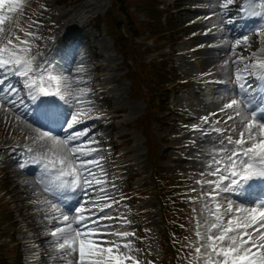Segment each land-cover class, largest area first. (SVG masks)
<instances>
[{
  "label": "snow or ice",
  "instance_id": "snow-or-ice-1",
  "mask_svg": "<svg viewBox=\"0 0 264 264\" xmlns=\"http://www.w3.org/2000/svg\"><path fill=\"white\" fill-rule=\"evenodd\" d=\"M216 4L213 12L219 16V35L214 38H222L216 47L234 58L231 63L224 61L221 74L226 78L213 83L224 89L221 100L225 102L219 112L231 113L224 123H233L223 129L209 125L210 131L193 129L202 137L217 135L204 141L214 145L203 162L214 179L197 183L207 188L201 195L208 201L203 207L211 222L206 221L204 233L197 225L198 246L190 245L192 264H264V59L256 58L255 52L237 54L241 45L246 46L242 51L251 48V35L257 36V43L264 36V0H243L241 4L216 0ZM232 6L237 9L235 14ZM23 8L24 0H0V110L10 108L18 113L17 120L29 119L30 128L38 125L34 135L26 137L32 145L24 146L26 161L20 167L30 163L41 170L43 191L52 197L44 201L51 210L45 218L52 224L50 234L61 264H67L69 256L75 257V264H143L133 254L139 250L126 240L134 233L101 232L99 217L92 209L103 212L99 201L107 197L97 187L102 181L95 174L99 159L93 155L96 149L90 147L94 140L88 137L87 128H81L86 119H92L87 115L90 109L83 107L90 103L84 99L87 91H74L58 64L32 55L35 46L28 37L34 33L25 32L24 39L16 35L14 28L19 23L13 16L23 15ZM78 71L84 72L83 67ZM202 119L208 123V117ZM233 198L242 203L233 207ZM106 236L118 239H103Z\"/></svg>",
  "mask_w": 264,
  "mask_h": 264
},
{
  "label": "rangeland",
  "instance_id": "rangeland-1",
  "mask_svg": "<svg viewBox=\"0 0 264 264\" xmlns=\"http://www.w3.org/2000/svg\"><path fill=\"white\" fill-rule=\"evenodd\" d=\"M242 1L236 0V4H241ZM111 2L112 0H65L62 4H58V0H24L23 15L17 13L13 16V20L18 18L19 23V27L14 28V31L22 39L25 38V32L34 33L32 37H28L35 46L32 55L37 59L41 56L45 57L58 64L72 82L74 91L79 86L87 91L84 99L90 103L83 107L90 109L87 115L92 119H86L81 128H87L88 137L94 140L90 147L96 149L93 155L99 159V170L95 174L97 179L102 181L97 187H102L104 192L101 194L107 197L99 201V207L103 208V212L92 209L99 217L101 232L134 233V236H129L126 240H131L139 250L133 253L137 259L143 264H160L163 255L160 236L165 229L161 202L157 197L155 183L148 180L152 172V164L146 156L144 133L133 125L134 119L145 110L146 103L143 99L130 95L129 80L121 76L127 70L123 57L115 51L113 39L107 33L105 26L98 27L94 19L95 15L104 12ZM180 2L184 7L179 14L183 20L189 21L191 29L189 34L177 43L175 47L177 52L174 56L185 76L190 77L191 85L171 100L176 109L184 115L188 112L198 115L199 122H195V125L180 124L177 127L155 123L154 129L157 139L168 130L173 132L169 144H164V147L171 148L162 164L174 176L190 173L192 178L203 181L211 179L203 162L208 159L206 152L214 147L212 143L204 141L214 139L217 134L212 133V137H202L200 131L193 129L210 131L209 125L223 129L233 123L230 121L223 126L217 123L219 117L213 115L220 114L224 121L227 115H231L230 112H219L225 102L221 100L224 89L213 81L226 78L221 74L224 61L227 59L231 63L234 57L221 54L216 47L222 44V38H214L219 35L217 23L219 16L213 12L217 7L216 0H180ZM231 11L235 14L236 7L232 6ZM140 16L142 17L141 14ZM252 22L255 21L249 23ZM228 38L231 39V36ZM137 40L143 41L144 36H138ZM249 41L251 48L242 51L246 46L241 45L237 49V54L248 56L255 52L256 58L264 59V52L258 51L264 49V36H261L257 43V36L251 35ZM42 46H45L44 49ZM163 51L170 52L171 48L167 47ZM157 55L156 52L149 53L145 58L148 60ZM81 67L85 71L77 72ZM17 115L18 113L10 108L0 110V131L4 132L0 136V144L15 140L21 141L24 146H31V139L26 137L33 136L34 128L38 125H32L30 128L31 121L25 117L17 120ZM203 117H208L210 123L205 124ZM88 137L85 139L87 140ZM114 145L119 146V150L115 153ZM4 158L0 160V170L4 171L2 173L9 171L14 184L8 190H0V194L4 195L5 199L14 197L22 207L24 217L20 219L18 237L26 251V264H61V257L54 247L55 242L50 234L52 224L45 218L46 215H51V210L44 201L51 200L52 197L43 191L39 181L41 171L39 166L29 163L24 168L20 167V163L26 161L25 148L9 155V159ZM3 165L7 168L1 167ZM129 171L137 174L130 185L127 179ZM202 172H204L203 176ZM198 187L202 197L201 194L207 188L200 183ZM189 191L191 192L192 189L190 188ZM132 194L138 196L135 204H132ZM24 198L35 201L23 203ZM218 200L226 206L224 200L219 198ZM205 203L208 201L204 200ZM240 203L242 202L233 198V207ZM108 204L111 207H105ZM209 207L212 205L210 204ZM133 208L143 211L144 233L141 238L136 228L137 216L134 219L132 215L136 212ZM195 214L196 220L205 218V222L195 223L194 232L198 230V224L201 226L199 231L206 232L208 229L206 221H209L208 211L206 209L199 211L196 206ZM103 239L112 241L118 238L106 236ZM8 240L10 239L0 238V243ZM34 259L36 260L32 261ZM67 264H75V257L69 256ZM127 264H131V261Z\"/></svg>",
  "mask_w": 264,
  "mask_h": 264
},
{
  "label": "trees",
  "instance_id": "trees-1",
  "mask_svg": "<svg viewBox=\"0 0 264 264\" xmlns=\"http://www.w3.org/2000/svg\"><path fill=\"white\" fill-rule=\"evenodd\" d=\"M158 0H114L111 9H108L106 15H99V22H106L107 27L113 31V35L116 38L117 46L123 47L129 41V39L123 37L120 26L126 24L132 34H135L134 28L138 27L139 30L143 28H149L154 30V34L160 39L166 38L174 40L176 37L172 30L177 27L178 23L175 21L169 25H162L161 13L157 9ZM139 11H144L146 14L145 20L137 19ZM115 14H120L124 21L121 19L116 20ZM152 17V19H151ZM131 47L133 52H140L139 57L143 55L141 46L135 43L134 46L127 45L121 48L126 57H129L132 53L128 51ZM165 60H154L151 63H144L138 61V68L134 70L130 65L128 75L135 81L136 77L139 76L140 85L136 86L135 89L145 94L149 101L148 110L143 113L137 120V124L144 129L148 135L150 131L151 122L154 119L169 118L179 119L180 117L169 107L168 97L170 91L166 89L168 83L174 81L173 75L167 70ZM149 65V66H148ZM145 83V87H141V84ZM168 110L170 114L164 117H160L158 113L160 111ZM151 148V159L158 162L157 155L158 146L150 145ZM154 177L159 179V185L162 179L165 181L164 185H160L159 194L163 201L164 213L166 217V226L168 234L165 237L168 238L169 243L172 244L173 249L168 245L166 248V256L176 262V258L182 264L187 263V260L194 259L193 248L190 245L195 246L197 239L193 235L190 229V222L192 216V203L189 201L190 196L194 194L185 193V184L188 180H173L165 169L160 166L155 171ZM161 179V180H160ZM9 177H0V187L9 186ZM182 197L188 199L182 200ZM15 215L10 207V201H3L0 198V236L9 235L12 236V241L4 242L0 245V264H24L23 247L20 243L15 242L16 237V226L18 222L14 220ZM183 225L188 226L183 229ZM183 251L185 256L180 255Z\"/></svg>",
  "mask_w": 264,
  "mask_h": 264
},
{
  "label": "bare ground",
  "instance_id": "bare-ground-1",
  "mask_svg": "<svg viewBox=\"0 0 264 264\" xmlns=\"http://www.w3.org/2000/svg\"><path fill=\"white\" fill-rule=\"evenodd\" d=\"M105 44V43H104ZM42 45V44H41ZM48 45H50V44H48ZM56 46V45H55ZM41 47V46H40ZM43 47H45V46H42V48ZM57 47V46H56ZM41 49V48H40ZM44 49V48H43ZM48 49V48H47ZM53 49V48H52ZM56 49V48H55ZM34 51V50H33ZM52 51V50H51ZM56 51H57V49H56ZM43 52H44V50H43ZM53 52V51H52ZM52 52H51V54H52ZM45 53V52H44ZM54 54V53H53ZM56 54V53H55ZM38 57L40 56V53L37 55ZM36 57V56H35ZM37 58V57H36ZM74 62V61H73ZM82 64V63H81ZM96 66H98V65H96ZM77 68V67H76ZM78 70V69H77ZM85 71V70H84ZM72 72V71H71ZM77 72H79V71H77ZM75 73H76V71H75ZM76 77V76H75ZM78 77V76H77ZM74 78V77H73ZM78 79V78H77ZM81 79V78H80ZM85 79V78H84ZM75 80V79H74ZM78 88H80V86L78 87ZM208 94H206V96H207ZM210 100V99H209Z\"/></svg>",
  "mask_w": 264,
  "mask_h": 264
}]
</instances>
